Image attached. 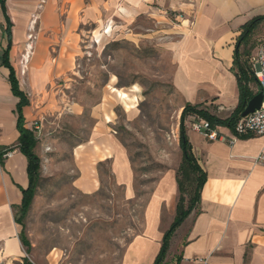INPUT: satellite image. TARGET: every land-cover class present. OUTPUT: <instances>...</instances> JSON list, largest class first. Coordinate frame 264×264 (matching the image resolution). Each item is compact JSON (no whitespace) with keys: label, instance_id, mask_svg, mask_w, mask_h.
<instances>
[{"label":"crops","instance_id":"0c3cea01","mask_svg":"<svg viewBox=\"0 0 264 264\" xmlns=\"http://www.w3.org/2000/svg\"><path fill=\"white\" fill-rule=\"evenodd\" d=\"M1 1L0 148L16 146L19 136L18 99L1 63L8 44V61L28 99L22 109L25 128L42 134L51 124L65 126L79 119L84 130L83 108L71 103L60 85L74 68L81 37L91 33L96 44L94 32L103 23L149 14L153 0H4L3 8ZM180 8L187 18L172 47L174 86L184 104L230 114L238 102L232 70L235 44L245 23L264 16V0H190ZM109 32L104 29L102 34ZM124 95L118 93L119 99ZM109 124V112L90 111L86 136L72 150L78 172L73 186L84 195L93 194L99 186L97 165L109 162L129 200L134 196L130 165ZM191 125L186 127L187 139L206 181L197 208L174 232L161 264H192L204 258L210 264H264V162L255 161L264 154V136L237 138L228 128L215 127L219 138L209 140ZM26 166L17 149L0 165V264L21 263L27 255L19 239L21 226L14 221L21 189L28 185ZM177 196L175 176L157 183L144 209L142 230L125 247L120 264H153L174 218Z\"/></svg>","mask_w":264,"mask_h":264},{"label":"rangeland","instance_id":"374dc122","mask_svg":"<svg viewBox=\"0 0 264 264\" xmlns=\"http://www.w3.org/2000/svg\"><path fill=\"white\" fill-rule=\"evenodd\" d=\"M189 2L153 0L149 14L103 23L94 32L96 44L91 33L81 37L74 68L60 85L69 101L83 108L85 128L72 119L65 126L51 124L42 134L34 132L40 182L24 220L31 246L24 258L29 263L120 264L125 247L142 230L155 186L164 177L176 176L184 100L173 83L172 47L187 18L180 7ZM108 28L110 32L102 34ZM262 41L264 22L250 39L249 56ZM253 89L257 91V85ZM117 92L125 94V100ZM206 109L221 118L229 115L215 107ZM100 110L111 114L110 132L127 156L132 199H126L125 186L115 182L109 162L97 165L96 192L84 195L73 186L78 176L73 146L86 136L90 111ZM188 123L187 118L186 127Z\"/></svg>","mask_w":264,"mask_h":264},{"label":"trees","instance_id":"16d2710c","mask_svg":"<svg viewBox=\"0 0 264 264\" xmlns=\"http://www.w3.org/2000/svg\"><path fill=\"white\" fill-rule=\"evenodd\" d=\"M1 4L3 8L4 0L1 1ZM262 22H264V16L255 17L245 23L241 28V33L235 44L232 70L234 71L236 77L238 102L234 110L228 116L221 118L210 113L208 109L197 105L186 103L182 106L178 131V148L181 154V159L175 176L178 194L175 214L168 229L163 233L161 246L153 264H161L164 261L168 252L171 237L176 229L182 224L184 219L197 208L200 201V192L206 181V174L198 165L197 160L191 151V146L186 135L185 121L188 118L189 123H193L194 120L200 119L206 121L212 129L215 127H226L230 131L234 132V125L241 117V113L245 109L248 101L258 93V91H254L253 89V86H255L256 83L253 70L248 63V59L251 56H249L250 50L248 48V44L252 35ZM9 48L10 46L8 44L7 48L3 52L1 63L9 71L11 92L13 96L18 99L16 104V129L19 136L16 146L0 148V165H3V161L5 159L4 154L6 152H12L14 149L21 152L27 161L26 173L28 185L27 188L21 189L22 200L21 204L14 209V221L21 226L19 239L22 246L25 248L26 254H28L31 246L25 235L24 220L32 207L34 197L36 196L37 189L39 187L40 159L35 153L37 140L34 135V129H28L24 126L25 124L22 109L28 105V99L26 95L20 91L15 78L14 70L8 61ZM244 137H247V135L237 136V138ZM99 165H103V163L98 164V166ZM23 262L25 264H31L28 262L27 258H24Z\"/></svg>","mask_w":264,"mask_h":264},{"label":"built area","instance_id":"2783aa9c","mask_svg":"<svg viewBox=\"0 0 264 264\" xmlns=\"http://www.w3.org/2000/svg\"><path fill=\"white\" fill-rule=\"evenodd\" d=\"M250 59V63H249ZM248 63L253 70L255 83L257 85V91L262 95L261 106L253 113L240 117L234 125V133L236 136L253 135L264 136V41H262L251 57H249ZM192 129L200 132L209 140L218 139L219 136L215 129L210 128L209 124L203 120H197L192 123ZM38 131V129H36ZM10 152L4 154V158L9 156ZM257 163L264 162V154H260L256 157ZM210 264L207 258L195 259L192 264Z\"/></svg>","mask_w":264,"mask_h":264},{"label":"water","instance_id":"95a60500","mask_svg":"<svg viewBox=\"0 0 264 264\" xmlns=\"http://www.w3.org/2000/svg\"><path fill=\"white\" fill-rule=\"evenodd\" d=\"M262 102V95L260 92H258L254 97H252L247 105L245 106V109L241 113V117H245L251 113H253L255 110H258L261 106Z\"/></svg>","mask_w":264,"mask_h":264},{"label":"bare ground","instance_id":"6f19581e","mask_svg":"<svg viewBox=\"0 0 264 264\" xmlns=\"http://www.w3.org/2000/svg\"><path fill=\"white\" fill-rule=\"evenodd\" d=\"M124 97V96H123ZM130 100V99H129ZM126 105L128 104V103H125Z\"/></svg>","mask_w":264,"mask_h":264}]
</instances>
